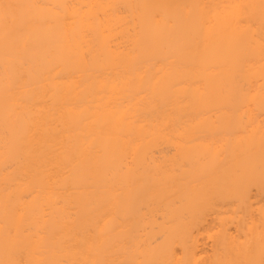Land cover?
I'll list each match as a JSON object with an SVG mask.
<instances>
[{
    "label": "bare ground",
    "instance_id": "obj_1",
    "mask_svg": "<svg viewBox=\"0 0 264 264\" xmlns=\"http://www.w3.org/2000/svg\"><path fill=\"white\" fill-rule=\"evenodd\" d=\"M256 112L264 0H0V264H264Z\"/></svg>",
    "mask_w": 264,
    "mask_h": 264
},
{
    "label": "rangeland",
    "instance_id": "obj_2",
    "mask_svg": "<svg viewBox=\"0 0 264 264\" xmlns=\"http://www.w3.org/2000/svg\"><path fill=\"white\" fill-rule=\"evenodd\" d=\"M241 119L242 120H246L247 119V117H241ZM254 122H256V121H258L259 123H264V115H263V113L262 112H256L255 113V116H254V118L252 119ZM247 127H249V125H246V127L245 128H247ZM243 132H245V131H243ZM243 134V133H242ZM252 193L253 194H264V191H259V190H257L255 187H253L252 188ZM257 204H262L263 205V207H264V195L262 196V198L261 199H259V201L258 202H256Z\"/></svg>",
    "mask_w": 264,
    "mask_h": 264
}]
</instances>
